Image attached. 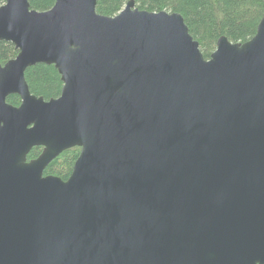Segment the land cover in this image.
Instances as JSON below:
<instances>
[{
    "label": "water",
    "instance_id": "95a60500",
    "mask_svg": "<svg viewBox=\"0 0 264 264\" xmlns=\"http://www.w3.org/2000/svg\"><path fill=\"white\" fill-rule=\"evenodd\" d=\"M0 42V264H264V15L206 59L178 13L6 0ZM38 64L60 97L31 92Z\"/></svg>",
    "mask_w": 264,
    "mask_h": 264
},
{
    "label": "trees",
    "instance_id": "16d2710c",
    "mask_svg": "<svg viewBox=\"0 0 264 264\" xmlns=\"http://www.w3.org/2000/svg\"><path fill=\"white\" fill-rule=\"evenodd\" d=\"M31 7L39 12L50 10L56 0H29ZM132 0H97V12L106 16L119 14ZM136 7L150 12L168 11L181 14L190 33L200 43L206 59L217 49L218 40L225 36L232 43H245L257 33L264 15V0H133ZM6 0H0V7ZM19 51L11 43L0 42V64L16 58ZM26 79L31 92L46 100L61 95L63 82L54 66L38 64L29 68ZM8 103L20 106L21 98L10 96ZM43 148H34L29 160L36 159ZM80 155V149H70L54 160L45 171L67 180Z\"/></svg>",
    "mask_w": 264,
    "mask_h": 264
}]
</instances>
